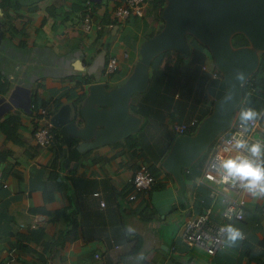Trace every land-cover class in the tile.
<instances>
[{"label": "crops", "instance_id": "0c3cea01", "mask_svg": "<svg viewBox=\"0 0 264 264\" xmlns=\"http://www.w3.org/2000/svg\"><path fill=\"white\" fill-rule=\"evenodd\" d=\"M87 1L94 21L101 23L90 32L80 28ZM124 1L0 0V264H136L141 254L140 264H264V197L243 191L244 217L230 224L245 239L232 247L223 242L209 255L181 238L183 221L200 208L197 195L205 188L199 184L205 161L201 170L185 171L184 195H176L161 215L152 194L175 189L168 173H160L161 187L156 179L128 198L129 178L139 164H147L138 150L145 152L139 139L131 149L127 136L76 148L85 139L67 131L66 124L84 126L80 109L91 87L120 85L139 59L141 42L161 24L151 0L143 16L118 19L113 10ZM203 52L210 66L211 54ZM110 57L118 65L108 74ZM190 83L186 79L172 87L175 96L192 93L195 99L201 89L204 98L207 84ZM184 86L187 91H182ZM62 107L67 122L56 125L51 118ZM257 112L264 118V104ZM49 123L58 139L40 147L33 133ZM257 132L264 141V129ZM161 159L150 162L161 166ZM213 204L218 219L224 204L220 197ZM172 212L178 217L169 219Z\"/></svg>", "mask_w": 264, "mask_h": 264}, {"label": "water", "instance_id": "95a60500", "mask_svg": "<svg viewBox=\"0 0 264 264\" xmlns=\"http://www.w3.org/2000/svg\"><path fill=\"white\" fill-rule=\"evenodd\" d=\"M161 16L162 27L141 42L139 59L128 77L109 89L103 83L93 85L91 94L80 109L84 126L77 128L75 122H71L66 124V129L85 139L76 146L78 150L134 133L140 127L141 117L130 111L131 96L148 87L152 60L169 49L187 56L190 52L187 35L204 45L220 72L206 86L214 101L196 130L177 134L161 160V168L175 183L174 190H156L152 194L154 206L163 215L171 208L176 195H184V172L236 117L244 84L258 68L260 53L264 52V0H164ZM235 33H242L247 44L233 45ZM2 34L0 22V40ZM237 71L245 73L243 81L236 79ZM95 105H100V108ZM66 113L62 107L51 121L56 125L67 122ZM92 136L94 141L89 142Z\"/></svg>", "mask_w": 264, "mask_h": 264}, {"label": "built area", "instance_id": "2783aa9c", "mask_svg": "<svg viewBox=\"0 0 264 264\" xmlns=\"http://www.w3.org/2000/svg\"><path fill=\"white\" fill-rule=\"evenodd\" d=\"M147 3L148 0H125L115 6L113 14L122 21L130 17H141L145 14ZM80 28L85 32L101 28V23L95 22L93 19V7L89 1L85 3L81 14ZM117 65V59L110 57L105 68L106 73H113L117 69ZM196 122L194 119L189 122L174 121L172 127L176 134L187 133ZM51 127V123H49L41 125L34 131L33 136L38 146L51 145L54 139ZM261 129H264L263 117H258L256 120L248 122L247 125L242 124L241 120L235 117L230 127L221 132L208 146L199 184L208 188L211 202L201 212L188 216L183 222L181 238L187 246L199 247L209 255L215 254L224 241L219 231L220 228L233 221L243 219L245 199L242 193L246 189L239 181H233L230 178L224 179L220 163L223 159H227L231 153L251 158L245 149L234 147L235 140L242 138L247 141L249 146L257 141L264 143L255 136ZM263 158L261 157V159ZM129 182L132 185V192L128 198L133 199L137 192L149 188L155 182V178L146 163H141L129 178ZM216 197H220L224 204L218 219L213 210ZM101 204L104 205V202Z\"/></svg>", "mask_w": 264, "mask_h": 264}, {"label": "trees", "instance_id": "16d2710c", "mask_svg": "<svg viewBox=\"0 0 264 264\" xmlns=\"http://www.w3.org/2000/svg\"><path fill=\"white\" fill-rule=\"evenodd\" d=\"M150 4H151V9L154 10L156 14L157 19L161 21L160 27L150 32L149 36H152L156 32H158L163 25L161 10L164 5V0H151ZM187 38L190 44V52L187 56H184L183 54H181L179 51L175 49H169L157 55L151 62L150 71H149V83L150 81H153L154 79L157 82H159V84H163L164 88H163L162 93H165L164 91L166 90L168 91L170 88L174 86L179 87L182 84L181 82H183V81H180L181 79H185V80L190 79L192 82L190 84H193V85H197V84L205 85L213 76L220 74V72L218 71V69L216 68L214 64L213 59H211L212 62H211L210 68L209 66L205 65V61L208 57L207 55H205L203 50L207 48L204 45H202L200 42H198L196 39H194L192 36L187 35ZM193 44H195L196 46H194ZM232 44L235 46L245 45L247 44V39L242 33H235L232 36ZM203 59H204V62H202ZM205 70H207L208 72ZM175 76L180 77V79H177L176 81ZM194 77L196 78V81L193 80ZM149 83H148V86H149ZM153 83L154 81L152 82V84ZM159 89L160 87L158 88V92H159ZM250 89L252 90V92ZM206 92L204 94L205 97L202 98L204 99L202 100V102L204 103L202 107L205 110L203 112L204 115L208 114V112L210 111L212 107V103L214 101V98L211 97L208 94V92L207 93ZM263 104H264V52L260 53L258 68L253 72L252 75H250V77L246 80L244 84L242 100L237 106V113H236L237 119L240 120L239 117H240L241 111L246 110L248 108H252L257 112L259 109H261ZM144 119L145 118L141 120L139 130H141L143 124L146 122V119L145 120ZM179 122H182V121H179ZM197 123L198 122H196L193 126H191L190 129L187 131V133H193L196 130ZM51 130L54 134L53 141L57 140L58 135L54 132L52 127H51ZM176 135L177 134L175 132L173 139L175 138ZM133 136L134 135H128L126 137V141H127L126 146L128 149L136 147L139 144V140ZM72 139L73 141H76L74 137ZM73 141H71V143ZM171 142H169L168 147L170 146ZM138 150H139L140 155H144L146 157L145 158V160L147 161L146 165L149 171L151 172V174L153 175V177L155 178V180L157 179L156 181L160 180L159 175L161 172H164L165 174H167L161 168L160 165H157L154 162H150V159L147 157L146 154H144L146 152H144V150L141 147H139ZM206 154L207 153L205 151L189 168H192V169L195 168L197 170L200 169L205 161ZM186 172H184V176L187 175L188 172L187 173ZM156 185L157 187L158 186L161 187L162 185L161 181H158ZM202 191L203 192L199 191L200 193H198L197 195V202L200 207L198 212H201L202 209L208 206L211 202L210 197H209L208 188L205 187L204 190Z\"/></svg>", "mask_w": 264, "mask_h": 264}, {"label": "rangeland", "instance_id": "374dc122", "mask_svg": "<svg viewBox=\"0 0 264 264\" xmlns=\"http://www.w3.org/2000/svg\"><path fill=\"white\" fill-rule=\"evenodd\" d=\"M202 62H204V59ZM177 79H180V77L177 76L176 81ZM153 81L154 83L152 84ZM153 81H150L149 86L145 90L136 91L132 94L129 108L131 112L139 115L142 120L143 118L146 119L141 130L135 131L131 135H134L133 137L139 139L145 146L144 149L148 154L147 156L150 157V161L157 162L165 156L169 149V142L174 137L175 132L170 123L195 119L198 122L197 127L201 121L200 118L204 116L203 112L205 110L202 107L204 90L198 89L194 95L195 99L191 98L192 93L187 94L185 92H181V97H176V88H170L168 91H164L165 93H162L163 84H159L154 79ZM180 81L186 82L184 79ZM182 91H187V87L184 86ZM170 112H173L172 117L169 116ZM172 213L174 215L172 217L170 215L169 219L178 217L176 212Z\"/></svg>", "mask_w": 264, "mask_h": 264}, {"label": "clouds", "instance_id": "9594fccd", "mask_svg": "<svg viewBox=\"0 0 264 264\" xmlns=\"http://www.w3.org/2000/svg\"><path fill=\"white\" fill-rule=\"evenodd\" d=\"M245 73L237 71L236 79L243 81ZM259 113L252 108H248L240 112V120L242 124L247 125L248 122L254 121L259 117ZM236 149H245L250 157L237 155L232 158L223 159L220 163V168L223 170L224 179H232L239 181L243 187L253 197H264V143L257 141L251 146L244 139H236L234 143ZM259 161V162H257ZM220 234L224 238L226 247L235 246L239 241L245 239L243 231L232 224L225 225L220 228ZM144 259L143 255L135 257L136 264Z\"/></svg>", "mask_w": 264, "mask_h": 264}, {"label": "flooded vegetation", "instance_id": "af4514ba", "mask_svg": "<svg viewBox=\"0 0 264 264\" xmlns=\"http://www.w3.org/2000/svg\"><path fill=\"white\" fill-rule=\"evenodd\" d=\"M115 72V71H114Z\"/></svg>", "mask_w": 264, "mask_h": 264}]
</instances>
